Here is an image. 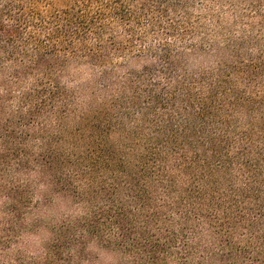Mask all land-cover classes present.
<instances>
[{
    "label": "trees",
    "instance_id": "trees-1",
    "mask_svg": "<svg viewBox=\"0 0 264 264\" xmlns=\"http://www.w3.org/2000/svg\"><path fill=\"white\" fill-rule=\"evenodd\" d=\"M37 187L87 209L32 264H264V0H0V264Z\"/></svg>",
    "mask_w": 264,
    "mask_h": 264
},
{
    "label": "rangeland",
    "instance_id": "rangeland-1",
    "mask_svg": "<svg viewBox=\"0 0 264 264\" xmlns=\"http://www.w3.org/2000/svg\"><path fill=\"white\" fill-rule=\"evenodd\" d=\"M141 64L129 61L127 67L132 69ZM4 193L0 191V219L7 211ZM33 201H36L34 210L25 219L28 224L10 250V257L16 260V264L38 261L35 255L40 254L44 239L51 235L52 226L79 219L87 209L84 202L77 201L72 195L51 192L41 187L35 189ZM120 239L121 236H117V239L105 237L90 241L75 255L72 264H132V251ZM21 253L32 258L22 259L19 257Z\"/></svg>",
    "mask_w": 264,
    "mask_h": 264
}]
</instances>
